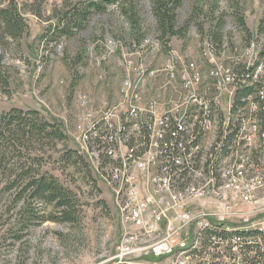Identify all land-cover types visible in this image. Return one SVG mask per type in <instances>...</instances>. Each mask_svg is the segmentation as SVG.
<instances>
[{
  "label": "rangeland",
  "instance_id": "obj_1",
  "mask_svg": "<svg viewBox=\"0 0 264 264\" xmlns=\"http://www.w3.org/2000/svg\"><path fill=\"white\" fill-rule=\"evenodd\" d=\"M10 1L0 0V6ZM91 1L95 0H15L26 24L25 33L20 41L8 39L5 50L0 46V115L13 108L26 113L34 110L40 120L59 122L67 137L61 142L46 139L40 146L17 148L14 161L8 163L13 158L10 157L4 162L6 172L0 165V264H117V246L126 227L121 222L116 195L93 173L88 159L68 156L69 151L79 152L76 138L85 112L78 103L79 94L88 95L92 111L106 104L115 106L122 97L127 59L139 62L149 58L151 66L162 67L166 58L175 53L179 58L176 81L168 84L166 91H160L169 80L163 74L144 96L146 103L158 101L163 112L183 95L180 82L184 65L194 62L202 71L201 90L213 87V64L204 55L207 39L215 42V61L219 64L235 68L238 57L245 62L243 51L253 41L259 42L263 57L264 0H180L177 27L184 34L165 40L161 39L151 0L108 4L105 12L94 11L87 28L73 36L57 29L62 13L73 12L76 6ZM134 14L136 18H131ZM238 15L245 20L248 31ZM220 18L222 25H218ZM218 32L222 33L221 41L214 37ZM89 128L86 125V131ZM21 162L33 172L58 178L73 199L72 221L62 219L55 205L38 199L30 201L36 216L30 218L22 213L24 202L14 201L20 189L9 188V179ZM217 200L223 203L212 198L203 206V199L197 198L192 212L215 211ZM238 205L249 216L261 211L256 214V222L263 221L260 204ZM251 210L257 212L251 214ZM232 222L235 227L227 225L232 230L251 229ZM199 228L195 223L182 233H194ZM132 260L136 264L145 262L135 257ZM202 261L196 258L194 264ZM211 262L207 256L206 264Z\"/></svg>",
  "mask_w": 264,
  "mask_h": 264
},
{
  "label": "built area",
  "instance_id": "obj_2",
  "mask_svg": "<svg viewBox=\"0 0 264 264\" xmlns=\"http://www.w3.org/2000/svg\"><path fill=\"white\" fill-rule=\"evenodd\" d=\"M205 44L204 55L213 64V87L201 90L204 75L190 62L181 72L183 95L163 112L158 101L146 103L144 96L163 74L169 80L160 91L176 81L179 58L175 53L162 67L151 66L149 58L127 59L122 97L115 106L106 104L92 111L88 95H78V103L85 109L76 138L78 151L115 193L126 227L117 246V264H136L130 261L133 257L145 261L141 264H166L163 260L194 264L201 257L200 264H206V257L211 258L206 254V228L210 222L233 225L232 220L251 227V234H215L212 239L221 246L222 262L264 264L253 250L264 243V228L261 221L256 222L261 211L249 216L238 205L255 203L264 210V51L263 61L248 69L259 47L258 41L251 42L243 51L245 62L238 57V66L232 68L215 61L213 39ZM245 77L253 79L248 103L242 108L225 107V99L234 97L232 87L244 84ZM134 81H141L140 91H132ZM215 105L223 106L221 128H214ZM229 112H239V121L231 122ZM86 125H93V132H86ZM227 128H235V142L229 144L227 161H216ZM213 129H223V136H213ZM211 137H218V145H211ZM215 197L223 202L217 200V210L192 212L197 198L206 206ZM195 223L199 230L183 235ZM191 235L202 237L200 252L175 255L176 246L189 241Z\"/></svg>",
  "mask_w": 264,
  "mask_h": 264
},
{
  "label": "trees",
  "instance_id": "obj_3",
  "mask_svg": "<svg viewBox=\"0 0 264 264\" xmlns=\"http://www.w3.org/2000/svg\"><path fill=\"white\" fill-rule=\"evenodd\" d=\"M118 0H95L81 4V7H75L73 12L62 13L57 29H61V33L66 36H73L78 30L86 29L91 14L95 12H105L108 4H114ZM152 11L158 24V30L161 33V39L184 34L182 29L177 27V7L180 0H151ZM131 18H136L135 14ZM240 23L248 31L245 20L242 16L237 17ZM135 22V19H133ZM25 21L20 12L18 3L11 0L7 6H0V46L5 50V44L8 39L12 38L20 41L25 33ZM218 25H222L221 18ZM217 41L222 40V33L214 34ZM141 44V42H139ZM3 55L0 53V65H2ZM250 93L249 89H245L240 93L237 92V103H241V98ZM241 97V98H240ZM33 115V117H29ZM66 134L61 129V125L57 121H47L38 117L37 111L24 112L22 109L13 108L10 111L0 115V165L6 172L4 162L8 159V163L14 161L17 148H32L35 145H43L46 139L50 142H61L66 139ZM77 151H69V157H81ZM16 165L13 163V167ZM19 169L14 176L11 177L9 188L20 189L15 196L14 201L24 202L22 213H27L28 217L36 216L34 209L30 205L31 200H41L49 204L55 205L60 209L62 219L65 221L73 220V199L70 192L65 189L59 182L58 178L49 173H36L25 162L19 163ZM21 213V215H22ZM23 217V216H22ZM22 222V221H21ZM24 222V221H23ZM224 223H214V228H206V254H209L214 260L213 264H224L221 255L218 253L221 246L216 244L212 239L216 234L228 235V231L223 228ZM220 225V226H219ZM257 232V231H252ZM243 233H246L243 231ZM20 237V236H19ZM227 250L231 247L227 246ZM255 258L264 260V243H258L254 248ZM254 259V258H252Z\"/></svg>",
  "mask_w": 264,
  "mask_h": 264
},
{
  "label": "bare ground",
  "instance_id": "obj_4",
  "mask_svg": "<svg viewBox=\"0 0 264 264\" xmlns=\"http://www.w3.org/2000/svg\"><path fill=\"white\" fill-rule=\"evenodd\" d=\"M260 46V45H259ZM259 47L255 49L254 62H248V69H255V62H262L263 57L260 56ZM141 81H134L132 83V91H139V84ZM253 79L252 77H245V83L240 86L232 87V94L234 97H229L225 99V107H234L242 108L248 103V97L252 92ZM249 89L250 93L241 98V103H237L238 95L237 92ZM222 114L223 106L215 105V115H214V128H221L222 126ZM229 120L231 122L239 121V112H229ZM86 132H93V125H90L89 130ZM213 136H223V129H213ZM235 142V128H227L225 130V143L219 145L216 151V161H227L229 144H234ZM211 145H218V137H211ZM214 223L220 222H210V228H214ZM223 228L233 235L238 236H247L251 234V229L248 228H234L235 230L230 229L231 227L222 224ZM220 226V225H219ZM233 226V225H232ZM235 227V226H233ZM261 227L264 228V220L261 221ZM245 231L246 233H243ZM216 234V233H215ZM202 237L200 235H191L189 241H183L179 243L175 248V255L177 256H187L188 254H196L201 250Z\"/></svg>",
  "mask_w": 264,
  "mask_h": 264
}]
</instances>
